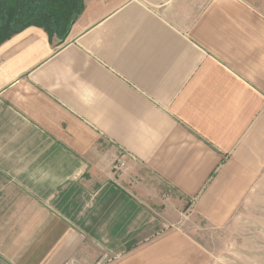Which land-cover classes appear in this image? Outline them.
<instances>
[{
	"label": "crops",
	"instance_id": "0c3cea01",
	"mask_svg": "<svg viewBox=\"0 0 264 264\" xmlns=\"http://www.w3.org/2000/svg\"><path fill=\"white\" fill-rule=\"evenodd\" d=\"M263 187L264 0H83L0 45V264H214Z\"/></svg>",
	"mask_w": 264,
	"mask_h": 264
},
{
	"label": "trees",
	"instance_id": "16d2710c",
	"mask_svg": "<svg viewBox=\"0 0 264 264\" xmlns=\"http://www.w3.org/2000/svg\"><path fill=\"white\" fill-rule=\"evenodd\" d=\"M82 9L83 0H0V45L31 26L62 43Z\"/></svg>",
	"mask_w": 264,
	"mask_h": 264
},
{
	"label": "rangeland",
	"instance_id": "374dc122",
	"mask_svg": "<svg viewBox=\"0 0 264 264\" xmlns=\"http://www.w3.org/2000/svg\"><path fill=\"white\" fill-rule=\"evenodd\" d=\"M255 192L258 198L252 196V200L260 199L261 202L251 203L250 223L218 237L214 264H264V187L256 188Z\"/></svg>",
	"mask_w": 264,
	"mask_h": 264
},
{
	"label": "built area",
	"instance_id": "2783aa9c",
	"mask_svg": "<svg viewBox=\"0 0 264 264\" xmlns=\"http://www.w3.org/2000/svg\"><path fill=\"white\" fill-rule=\"evenodd\" d=\"M125 166V163L122 159H119L114 165L115 170H121Z\"/></svg>",
	"mask_w": 264,
	"mask_h": 264
}]
</instances>
